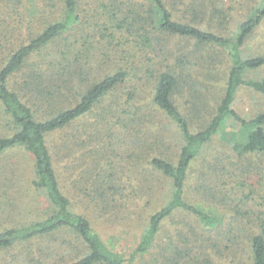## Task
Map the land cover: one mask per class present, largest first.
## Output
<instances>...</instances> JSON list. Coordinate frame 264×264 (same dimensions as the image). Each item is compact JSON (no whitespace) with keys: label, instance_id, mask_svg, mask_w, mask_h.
Returning <instances> with one entry per match:
<instances>
[{"label":"trees","instance_id":"obj_1","mask_svg":"<svg viewBox=\"0 0 264 264\" xmlns=\"http://www.w3.org/2000/svg\"><path fill=\"white\" fill-rule=\"evenodd\" d=\"M28 1L33 3V9L43 13L47 4H53L54 0ZM95 1L100 3V10L90 16L88 23L94 21L98 33L111 42L118 41L122 45L126 41L141 43L145 49L155 52L162 42L176 37L193 40L200 46L229 48L230 65L223 97L214 111L204 105L198 106L194 114L203 125L198 131H192L187 112H181L175 101L180 75L173 67L159 76L153 88V105L174 123L180 146L175 161L164 153L147 155L152 176L170 181L169 201L150 216L137 248L130 258H126L122 251L103 241L82 211L84 203L101 208V204L108 205L115 197V180L107 175L104 149L107 141L110 144L113 141L109 133L113 135L115 125H120L126 116H138L132 112L130 99L115 102L117 88L126 82L128 74L121 69L91 82L89 72L94 71V66L79 73V67H76L79 58L75 59L79 53L71 57L72 50L62 52L63 56H51V63L49 54L47 62L32 63L43 49L84 24L82 0H56L54 8L60 11V16L42 14L38 24L25 22L23 17L19 19L20 23L33 24L27 42L7 52L9 47L16 48L14 36L0 33V60L4 55L0 62V116L5 121L4 132L0 133V217L5 212L8 217L11 211L15 213L16 203L6 201V197L10 181L14 186L17 183L14 179L21 175L18 165L5 169L4 161L14 152H22L32 159L29 186L37 201L38 218L29 224L22 223L0 231V254L40 238L65 234L72 238L70 245L78 249L80 255L66 264H145L143 259L161 243L164 224L183 214L212 232V236L200 246H197L198 239L191 242L194 248H202L203 251L197 254L188 245L180 249L169 244L158 255L159 262L217 264L213 251L224 245L227 251H232V264L240 259L243 264H264V113L245 119L233 109L237 93L242 88L264 95V77L249 78V75L264 70V0H259L253 15L239 22L232 33H224L231 25L230 15L222 8L209 7L206 0ZM182 7L192 11L194 17L190 22L177 18V8L182 11ZM260 30L263 53L244 58L241 49ZM81 38L85 39V36ZM178 64L184 66L182 61ZM19 75L22 79L19 86L26 98H21L10 87L12 80ZM75 90L79 96L74 94ZM73 94L78 98L72 97ZM94 112L99 113L98 120L91 127L87 123L83 125L81 122ZM38 113L43 115L42 119L36 117ZM227 121L241 132L237 139L233 132L229 143L233 144L232 150L240 162L238 171L247 176H240L230 190L240 197L242 207L232 206V222L222 225L213 211L201 208L191 200V190L197 194L203 192L204 204L210 207H214L213 201L225 206L234 203L231 192L223 198L219 197L223 191L218 195L213 193L215 190L208 178L211 165L201 173L202 182L198 186L193 185L190 178L195 173V164ZM136 124L139 125L133 122ZM151 137V145L155 141L159 143L158 136H155L158 141L153 135ZM92 141L99 144L89 149ZM144 147L143 141L134 154L138 162L144 158ZM225 171L224 168L223 173ZM153 190L149 188L150 192ZM213 238L223 242L210 249L208 245ZM169 248L171 254L166 252ZM31 261L35 259L31 257Z\"/></svg>","mask_w":264,"mask_h":264},{"label":"rangeland","instance_id":"obj_2","mask_svg":"<svg viewBox=\"0 0 264 264\" xmlns=\"http://www.w3.org/2000/svg\"><path fill=\"white\" fill-rule=\"evenodd\" d=\"M55 1L53 4L48 3V8H44L43 13L33 9V3L28 0L0 1V33L14 36V46L16 47L10 48L8 46L7 52L16 50L22 43L30 39L33 31L31 30L32 25L38 24L40 15L56 14L57 17L60 16V11L54 8ZM82 1V16L86 17L84 24H80L74 31L43 49L34 57L32 63L34 65L39 62L44 63L47 62L48 54L50 57L61 54L63 56L64 53L62 52L67 53L72 50L74 53L71 57L79 53L75 58H79L76 61V67L81 68V70L78 68L79 73L83 69L94 66V71L92 69V72H89L92 74L90 76L91 82L121 69L127 72L126 82L117 88L115 102L121 103V101L130 99L132 112L135 111L138 116H126L120 125H115L113 135L111 132L109 133L113 141L111 144L107 141V148L104 149L105 158H107L105 161L107 175L115 180V197L108 205L101 204V208H97L95 204L84 203L82 213L91 220L95 230L99 232L106 244L120 252L122 251L126 258H130L137 248L148 219L167 204L171 190L170 181L166 182L165 179L159 180L152 176L149 170L150 159L147 158V155L149 153L155 156L164 153L173 157L172 159L175 161L180 146L174 123L153 105V88L159 76L167 72V69L173 70L174 67L180 75V88L175 94L176 104L181 112H187L192 131H198L203 125L198 115L194 114L197 113L198 106L204 105L208 110L214 111L223 97L225 78L230 65V49L200 46L193 40L176 37L168 38L166 43L162 42L159 48H155V52L145 49V45L141 43L130 44V41H126L122 45L123 43H118V41L111 42L110 39H105L101 33H98L97 29L94 28V21L90 20L91 24L88 23L91 19L90 16L95 15L97 11L99 12L100 3H96L95 0ZM206 2L209 7L222 8L230 15L231 25L224 33L234 32L235 26L252 16L253 9L259 4V0H206ZM187 10L189 9L186 7H182V11L181 8H177V18L190 22L194 15L192 11ZM87 11L90 14H87ZM22 17L25 22H33V24L20 23L19 19ZM203 28L206 29L207 26L203 25ZM214 30L218 31L216 28ZM88 32L93 35L90 36ZM82 36H85V39H82ZM260 37L261 30L250 38L241 49L244 58L263 53L260 49L262 47ZM160 52H162L161 55ZM3 57L4 55L0 62ZM52 61L53 58L50 63ZM179 61L184 63L183 67L178 64ZM260 76L264 77V70L249 75V78ZM21 81V75L15 77L10 87L21 98H26V93H22L19 86ZM74 94L79 96L76 90ZM74 94L72 97L78 98ZM76 100L71 98L74 103L77 102ZM233 109L241 117L251 119L264 113V95L249 88H242L237 93ZM95 113L86 117L81 123L83 125L87 123L88 126L95 123L99 116V113ZM36 117L42 119L43 115L38 113ZM133 122H137L139 125H133ZM4 126L5 121L0 116V133L4 132ZM233 132L236 133V139L239 133L241 136L239 128L232 126L227 121L221 132L208 144L201 159L195 164V173L190 178L192 184L198 186L202 182L201 173L205 171L207 166L210 167L211 165L212 171L208 174V178L211 179L209 183L211 188L215 190L213 191L214 194L218 195L219 191H223L222 195H219L220 198L228 196L231 188H234V184L240 180V176L245 178L247 176L237 169L240 162L232 150L231 145L233 144L229 143ZM151 135L154 136V140L158 141L159 138V143L155 141V144L151 145V141H153ZM155 136L158 138L156 139ZM143 141L145 142L146 153L144 158L138 162L134 154ZM98 144V142L92 141L88 148L94 149ZM256 161L258 159H255ZM15 164L18 165L21 175L14 179L17 182L14 186L10 181L6 201L10 200L16 203L17 208L14 210L15 213L11 211L9 217L6 216L7 212L1 215L0 231L22 223L29 224L38 218L37 201L34 200L29 186L32 159L22 152H14L6 158L3 167L10 169ZM224 168L228 172L223 173ZM216 176H220V178L217 179ZM149 188H154V190L150 192ZM191 193V200L199 207L213 211L218 223H223L222 225H229L232 222V206L240 205L242 207L240 197L234 194L235 192L230 194L231 199L235 200L234 203L229 202L225 206L213 201L214 207L204 204L203 192L197 194L195 190H191ZM211 236L212 232L206 231L188 216L176 215L164 224L160 237L161 243L151 250V255L146 256L143 262L145 264H165L159 262L157 258L164 250L163 248L166 249L169 244L179 246L180 249L188 245L193 248V253L197 254L203 250L202 248H194L191 242L193 243L198 239L197 246H200ZM70 241H73L72 238L65 234L40 238L2 252L0 264H66L80 256L79 250L70 245ZM222 242L213 238L208 246L211 249L221 245ZM170 251V248L169 251L166 250L171 254ZM213 253L217 264H232L230 257L232 251H227L224 245L220 246L218 250L215 249ZM31 257L35 259L34 262L31 261ZM243 262L240 259L234 264H243Z\"/></svg>","mask_w":264,"mask_h":264}]
</instances>
